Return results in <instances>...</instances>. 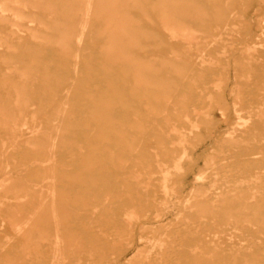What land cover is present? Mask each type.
I'll return each instance as SVG.
<instances>
[{
    "label": "rangeland",
    "instance_id": "obj_1",
    "mask_svg": "<svg viewBox=\"0 0 264 264\" xmlns=\"http://www.w3.org/2000/svg\"><path fill=\"white\" fill-rule=\"evenodd\" d=\"M263 180L264 0H0V264H264Z\"/></svg>",
    "mask_w": 264,
    "mask_h": 264
},
{
    "label": "bare ground",
    "instance_id": "obj_2",
    "mask_svg": "<svg viewBox=\"0 0 264 264\" xmlns=\"http://www.w3.org/2000/svg\"><path fill=\"white\" fill-rule=\"evenodd\" d=\"M77 70V69H76ZM53 161V160H52ZM264 181V180H263ZM263 197V196H262ZM53 202V201H52ZM52 204H54V202L52 203ZM34 218V217H33ZM13 222V221H12ZM59 230V229H58ZM92 231V230H91ZM58 236V235H57ZM146 247V246H145ZM168 248V247H167ZM141 251V250H140ZM99 264V263H98Z\"/></svg>",
    "mask_w": 264,
    "mask_h": 264
}]
</instances>
